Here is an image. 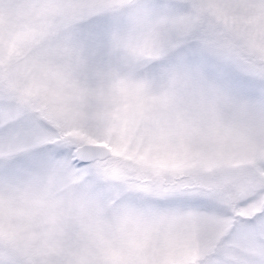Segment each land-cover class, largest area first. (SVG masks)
I'll list each match as a JSON object with an SVG mask.
<instances>
[{"label":"snow or ice","instance_id":"snow-or-ice-1","mask_svg":"<svg viewBox=\"0 0 264 264\" xmlns=\"http://www.w3.org/2000/svg\"><path fill=\"white\" fill-rule=\"evenodd\" d=\"M0 264H264V0H0Z\"/></svg>","mask_w":264,"mask_h":264}]
</instances>
